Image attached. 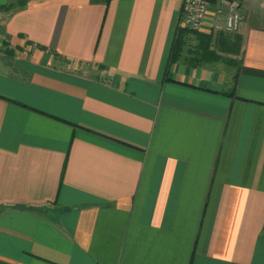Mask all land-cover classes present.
<instances>
[{"label": "crops", "instance_id": "0c3cea01", "mask_svg": "<svg viewBox=\"0 0 264 264\" xmlns=\"http://www.w3.org/2000/svg\"><path fill=\"white\" fill-rule=\"evenodd\" d=\"M183 3L0 0V264H264V8Z\"/></svg>", "mask_w": 264, "mask_h": 264}, {"label": "built area", "instance_id": "2783aa9c", "mask_svg": "<svg viewBox=\"0 0 264 264\" xmlns=\"http://www.w3.org/2000/svg\"><path fill=\"white\" fill-rule=\"evenodd\" d=\"M247 1L216 0L215 3H208L206 0H184L177 19V30L199 33L210 17L215 32L237 33L243 22L241 10ZM259 6L264 8V0H259Z\"/></svg>", "mask_w": 264, "mask_h": 264}, {"label": "trees", "instance_id": "16d2710c", "mask_svg": "<svg viewBox=\"0 0 264 264\" xmlns=\"http://www.w3.org/2000/svg\"><path fill=\"white\" fill-rule=\"evenodd\" d=\"M206 2H208V3H215L216 0H206ZM235 37L238 38V39L241 38L240 35H237V34H235ZM173 59H174V57H173V53H171V56L169 57L168 61L171 62ZM169 62H168V63H169Z\"/></svg>", "mask_w": 264, "mask_h": 264}, {"label": "rangeland", "instance_id": "374dc122", "mask_svg": "<svg viewBox=\"0 0 264 264\" xmlns=\"http://www.w3.org/2000/svg\"><path fill=\"white\" fill-rule=\"evenodd\" d=\"M211 9V8H210ZM235 34V33H234Z\"/></svg>", "mask_w": 264, "mask_h": 264}]
</instances>
